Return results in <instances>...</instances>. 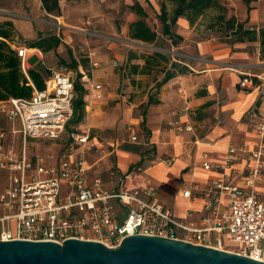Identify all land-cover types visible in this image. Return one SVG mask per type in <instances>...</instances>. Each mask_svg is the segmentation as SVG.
Returning <instances> with one entry per match:
<instances>
[{
  "label": "built area",
  "instance_id": "1",
  "mask_svg": "<svg viewBox=\"0 0 264 264\" xmlns=\"http://www.w3.org/2000/svg\"><path fill=\"white\" fill-rule=\"evenodd\" d=\"M15 51L32 94L0 101V115L6 122V126L0 124V240L61 243L79 238L116 247L125 236L152 235L216 247L224 238L233 244V252L264 261V196L257 188L264 182V113L248 110L246 119L254 139L230 143L215 165L217 176L204 186L193 182L180 190L185 198L202 199L199 218L190 209L177 217L158 199L148 179L126 186L135 172H145L141 166L123 173L112 169L114 182L107 188L100 176L90 174V155L99 150L90 128L67 129L78 96L76 85L83 90L84 101L100 100L104 95L103 85L92 74L99 62L90 61L77 72L51 67L44 89L38 90L25 70L26 49L17 46ZM86 55L91 58L93 52ZM240 74V87L251 88L249 74ZM168 126L191 134L184 145V154L190 157V146L202 143L193 124ZM137 137L131 135L132 140ZM43 140L61 143L55 157L36 152V142ZM202 166L209 169L211 165L204 160Z\"/></svg>",
  "mask_w": 264,
  "mask_h": 264
},
{
  "label": "crops",
  "instance_id": "2",
  "mask_svg": "<svg viewBox=\"0 0 264 264\" xmlns=\"http://www.w3.org/2000/svg\"><path fill=\"white\" fill-rule=\"evenodd\" d=\"M237 1L240 5L239 14L236 12L231 14H234L241 21L248 19V23L254 24L258 28L261 17H259L261 0L254 2L249 12L242 0ZM262 1L264 5V0ZM74 3L75 0H58V11L47 12L41 1L36 0L35 30L28 29V24L32 26L34 19L24 20L18 15L0 12V23L9 20L11 17L14 25L11 40L8 41L2 37L0 39L5 40L15 53L17 46L24 45L23 47L26 49L23 57L25 70L36 68L42 73H47L51 67H67L65 64L72 60L76 62V68L70 70H75V72L89 66L90 59L86 55L88 51H85L83 55L76 54L70 44L72 38L68 39L67 33L64 30L60 32L59 27L57 31H45L44 24H49V21L46 18H40L41 14L54 17L62 21V26L75 29L74 25L61 19L65 18L70 10L80 9L79 7L74 8ZM232 5L233 3L228 4L230 7H233ZM131 14L133 15L132 20L137 18L134 13ZM202 16L194 24H190L185 17L177 19L175 31L182 36V41L172 47L170 59L186 60L191 71L174 77L161 85L156 94L159 103L148 105L141 118L143 128L147 132L146 140H148V144H151V155L149 156L148 152L145 153L135 146L126 147V145H122L116 151L115 156L113 154L111 156L106 154L98 156L96 153H92L89 158L90 174L100 176L107 188H111L114 182L110 176L112 169L123 173L138 162L144 163L145 172H135L131 179L126 182V186L131 187L148 179L156 188L158 199L169 206L177 217H183L190 209L193 211L195 219H198L203 213V201L199 197H183L180 190L186 187H180L181 184H188L187 187H189L193 182H196L200 186H204L217 176L218 171L215 169V165L222 161L227 146L230 143L239 144L254 139L250 122L246 119L248 110L255 108L259 113H264V96H261V94L264 95V57L260 55L259 42L238 43L232 48L222 42L215 41L212 37H197L196 32L201 26L199 21H201ZM128 24L122 28L126 34ZM159 27L157 24L155 28L157 32ZM81 30L87 31L84 28ZM20 35L26 36L23 45L16 43V39ZM47 35L59 37L60 43L57 47L47 51L38 47H28V42ZM92 52L94 54V51ZM93 59L91 58L92 61H97ZM252 68L258 69L254 87L250 90L241 88L238 85L242 77L240 72ZM21 71L24 74L22 69ZM92 74L95 75L93 77L98 78L105 76L106 72L97 68L92 70ZM154 83L155 80L148 85L143 100L136 106L146 103L148 94L154 90ZM109 85L111 84L109 83ZM131 86L135 91L138 86H141V82H135L133 78ZM118 87L117 84L115 88ZM103 88L105 95V87L103 86ZM113 88L112 86L111 89ZM108 95H113V93L108 92ZM258 98L260 104L255 106V101ZM84 102L85 108H88L86 106L89 102ZM90 117L92 125H100L97 119L93 118L92 113ZM173 122L192 123L196 135L202 139V143L197 147L190 146L192 149L190 157L184 154V145L190 141L191 134L170 130L168 124ZM203 154L206 155L205 158L202 157ZM169 158H174V160L167 164L165 160ZM204 160L211 165L209 169L203 168L202 161ZM263 184L264 182L258 185ZM259 186L257 187L258 190Z\"/></svg>",
  "mask_w": 264,
  "mask_h": 264
},
{
  "label": "rangeland",
  "instance_id": "3",
  "mask_svg": "<svg viewBox=\"0 0 264 264\" xmlns=\"http://www.w3.org/2000/svg\"><path fill=\"white\" fill-rule=\"evenodd\" d=\"M132 1L133 0H75L73 7H79L80 9L70 10L65 18H61L66 23L74 25L75 29L62 26L63 23L60 19L42 14L40 17L43 19L46 18L49 21V24H44L45 31H57L59 27L60 32L64 30V32L67 33L68 39L70 37L72 38L70 44L73 46L76 54L83 55L85 51H94L91 58H96L93 60L99 61L100 66L98 69L106 72L105 76H100L98 78L94 77L96 81L101 82L105 87V95L100 100L94 102L91 101L87 104L86 107L88 108H85V116L81 122L75 123L72 121L73 119H71L67 124V129L90 128L99 148L98 151L93 153H96L98 156H103L104 154L109 156L113 154L115 156L116 151L122 145H126V147L135 146L143 150L145 153L148 152L149 156L152 153V148L150 147L151 144H148V140H146V129L143 128L141 123V118L146 112V109L144 108L145 103L137 106L136 104L143 100L146 88L151 82H153L154 78L162 77L161 72L166 65L160 63V65L153 68V71L149 75H134V81L141 82V86H138L134 91L131 86L132 81L130 80V77H127L128 68L126 66V57L128 51L132 50L138 55V58L134 59L132 62L142 64L143 59L140 57L148 56V54L154 51H159L170 56L172 55V47L168 48L167 44H165L164 47H158L154 44L132 40L128 37L122 28L133 18V15L126 7V4H130ZM139 1L148 10L149 14L146 18L148 24L151 27L156 28L159 21L156 18L155 12L146 5L144 0ZM159 1L160 0H150L153 7L157 8L156 10L159 8ZM219 1L225 6V8H227L228 15L232 12L239 14L240 5L237 0ZM260 2L259 17H261L259 19L258 28L264 27V5L262 0ZM229 3H233V7L228 6ZM253 3L254 2L250 5L252 6ZM0 12L9 15H18V17L24 20L32 18L34 19L32 21V26L28 24V29H36V0H0ZM215 13L216 10L213 8L206 10V13L201 17V21H199L201 26L198 27V32H196L198 35L197 37H212L215 41L220 42L221 32L218 27H207L208 22L211 21V18ZM249 24L257 29L256 25ZM83 28L87 29V31L81 30ZM158 32H160V27L158 28ZM24 38H26V36H18V39H16L17 45H23ZM85 46L88 47L86 48ZM91 58H89L90 61H92ZM114 61L117 63L115 67L112 65ZM62 68L70 70L69 67L63 66ZM71 71L75 72V70ZM243 72L248 73L249 76L254 79L257 78L256 74L258 69L252 68L251 70ZM109 83L111 85H109ZM117 84L119 87L115 88ZM112 86L114 87L113 89H111ZM253 87L254 81L252 87L248 88V90ZM108 92H112L113 95H108ZM261 96L264 95L261 94ZM86 112L88 113L87 115ZM91 113L93 118H96L100 125L91 124ZM0 124L6 126V122L4 123L1 115ZM133 130L134 133H132ZM132 134L138 136L137 140L131 139ZM142 134H144V137L141 136ZM60 145V142L44 140L42 142H36V152L44 157H48L49 155H54L55 157L59 151ZM187 186L188 184H181L180 187L183 188ZM258 186L259 185H257V187ZM259 194L264 196V184L259 186ZM216 248L232 252L234 251L233 244L229 243L224 238L220 243L216 244Z\"/></svg>",
  "mask_w": 264,
  "mask_h": 264
},
{
  "label": "trees",
  "instance_id": "4",
  "mask_svg": "<svg viewBox=\"0 0 264 264\" xmlns=\"http://www.w3.org/2000/svg\"><path fill=\"white\" fill-rule=\"evenodd\" d=\"M43 8L47 12L58 11V0H40ZM146 5L155 12L156 18L159 21L160 32L154 27H151L146 18L148 16L147 8L138 0H133L132 3L126 4L127 9L136 15V19L128 24L127 35L130 39L151 43L158 47H164L167 44L168 48L178 45L182 41V36L176 33L175 27L179 17H185L190 24H194L196 20L204 15L207 9L213 8L216 10L211 21L208 22V28L216 26L221 32L220 42L234 47L238 43H253L259 42L260 55L264 57V27L255 28L248 23V19L239 20L234 14H227V8L219 0H160L159 8L156 10L149 0H144ZM246 5L247 10L251 9V3L258 0H242ZM13 22L9 20L0 23V37L11 40L13 33ZM60 43L59 37L55 35H47L39 37L38 40L28 42V47H38L43 51L57 47ZM126 66L128 68L127 77L132 81L133 76L137 74L149 75L153 68L164 63L166 67L162 70V77L154 78L155 83L152 93L148 94L144 108L148 105L158 104L159 99L156 94L161 85L179 75L186 74L191 70L187 66L186 60H171L170 56L159 51H154L148 56L140 57L143 63H133L134 59L138 58L132 50L128 51ZM20 58L5 41L0 39V100H6L10 97H29L32 94V87L28 84V79L21 71ZM70 69L76 68V62L72 60L65 64ZM27 75L33 85L38 89H44V77L48 74L42 73L39 69L28 68ZM256 80L255 78L252 79ZM78 93L74 101L73 120L75 123L81 122L85 116V102L83 100V90L76 85ZM260 104V99L255 101V106ZM144 109V110H145ZM134 166L145 168L144 163L138 162ZM131 167V168H132ZM130 168V169H131ZM129 169V170H130Z\"/></svg>",
  "mask_w": 264,
  "mask_h": 264
},
{
  "label": "water",
  "instance_id": "5",
  "mask_svg": "<svg viewBox=\"0 0 264 264\" xmlns=\"http://www.w3.org/2000/svg\"><path fill=\"white\" fill-rule=\"evenodd\" d=\"M0 264H264V261L182 239L130 235L116 247L92 239L0 240Z\"/></svg>",
  "mask_w": 264,
  "mask_h": 264
}]
</instances>
